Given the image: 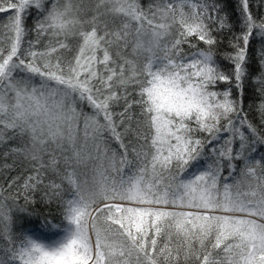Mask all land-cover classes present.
<instances>
[{"label": "snow or ice", "instance_id": "obj_1", "mask_svg": "<svg viewBox=\"0 0 264 264\" xmlns=\"http://www.w3.org/2000/svg\"><path fill=\"white\" fill-rule=\"evenodd\" d=\"M87 2L0 0V264H264V14ZM37 203L50 242L14 231Z\"/></svg>", "mask_w": 264, "mask_h": 264}, {"label": "trees", "instance_id": "obj_2", "mask_svg": "<svg viewBox=\"0 0 264 264\" xmlns=\"http://www.w3.org/2000/svg\"><path fill=\"white\" fill-rule=\"evenodd\" d=\"M143 4H147L149 0H141ZM225 5V12L230 17V22L234 25V30L238 31L239 25L236 23L238 20V9H237V0H222ZM258 0H253V11L259 14H264V9L257 7ZM90 6L86 0V7ZM6 14H0V22L6 20ZM35 12L33 10V16L26 21V26L31 28L34 23ZM29 38H32L29 36ZM75 43V42H74ZM261 45V41L256 39L252 44V52L255 53V50L258 49ZM203 47V45H202ZM227 48V40H223L220 48L218 49V54L222 55L224 52L229 51ZM222 68H228L229 63L227 61L219 60ZM249 68V77L245 82V104L246 106H252L259 101V96L257 95V89L260 87L259 83L253 82V77H258L260 75L259 65L255 62V60L250 61ZM225 86L221 84L219 86L220 90H222ZM264 153V150H261ZM11 161H9L10 163ZM0 185L5 184V177L8 175H16L17 173L13 171L12 173L3 172L0 170ZM226 175V173H225ZM5 196L8 195L7 191L4 193ZM21 205L24 204V201H19ZM7 206L14 208V204L11 200L7 201ZM28 212L34 213L33 215H28L27 213H13V217L15 220L14 231L16 233H26L27 235L33 236V238L38 239V236L44 239H52L55 238L53 236V232L57 230H50V225L48 227L43 226V222L47 219L51 223H59L61 217L59 212L56 209L55 204L45 206L42 203H37L34 205H28ZM39 234V235H38Z\"/></svg>", "mask_w": 264, "mask_h": 264}, {"label": "rangeland", "instance_id": "obj_3", "mask_svg": "<svg viewBox=\"0 0 264 264\" xmlns=\"http://www.w3.org/2000/svg\"><path fill=\"white\" fill-rule=\"evenodd\" d=\"M38 235H39V234H38ZM38 239L41 240V241H43V242H50V240H51V239H44V238H41L40 236H38ZM52 239H56V237H55V238H52Z\"/></svg>", "mask_w": 264, "mask_h": 264}]
</instances>
